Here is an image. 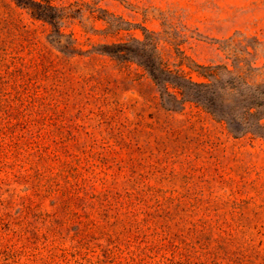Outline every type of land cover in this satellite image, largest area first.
Instances as JSON below:
<instances>
[{
	"label": "rangeland",
	"instance_id": "obj_1",
	"mask_svg": "<svg viewBox=\"0 0 264 264\" xmlns=\"http://www.w3.org/2000/svg\"><path fill=\"white\" fill-rule=\"evenodd\" d=\"M15 2L0 0V264H264V135L98 51L145 28L192 81L223 65L264 86V0H50L72 16L59 31Z\"/></svg>",
	"mask_w": 264,
	"mask_h": 264
},
{
	"label": "trees",
	"instance_id": "obj_2",
	"mask_svg": "<svg viewBox=\"0 0 264 264\" xmlns=\"http://www.w3.org/2000/svg\"><path fill=\"white\" fill-rule=\"evenodd\" d=\"M15 3L33 19L48 23L58 31L63 19L72 18L63 8L53 6L50 0H16ZM93 12H99L94 17L106 22L107 30H124L106 11ZM141 32L142 39L112 43L101 46L98 51L118 62L135 63L148 74L160 92L168 94V89H173V98L180 106L185 103L196 105L215 120L224 122L234 135H264V86L247 84L223 65H194L190 69L202 81H192L163 62L152 32L145 28H141Z\"/></svg>",
	"mask_w": 264,
	"mask_h": 264
}]
</instances>
